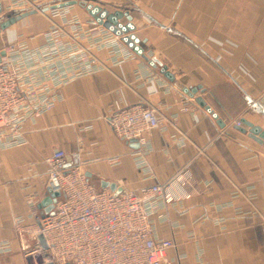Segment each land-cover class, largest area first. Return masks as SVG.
Instances as JSON below:
<instances>
[{"label":"crops","instance_id":"1","mask_svg":"<svg viewBox=\"0 0 264 264\" xmlns=\"http://www.w3.org/2000/svg\"><path fill=\"white\" fill-rule=\"evenodd\" d=\"M78 1L71 11L82 20L91 18L84 3L129 12L145 54L167 65L174 80L133 52L121 64L70 81L26 144L0 150V239L11 245L0 264L36 262L24 257L14 219L31 213L29 195L36 194L37 207L46 198V158L55 149L81 165L98 189L114 185L140 193L182 174L151 215L157 236L175 244L163 264H264V146L245 124L237 125L246 120L264 130V0ZM36 14L11 25L12 32L2 31L0 48L21 40L43 44L60 16L50 12L48 27ZM97 55L107 61L106 51ZM198 87L193 96L185 92ZM134 104L153 106L165 128L146 134L153 177L134 162L139 142L136 148L119 138L108 123L115 110ZM253 192L257 213L220 209L230 202L251 209L247 195ZM38 210L48 214L45 207Z\"/></svg>","mask_w":264,"mask_h":264},{"label":"built area","instance_id":"2","mask_svg":"<svg viewBox=\"0 0 264 264\" xmlns=\"http://www.w3.org/2000/svg\"><path fill=\"white\" fill-rule=\"evenodd\" d=\"M36 6V0H0V19ZM51 12H59L60 21L52 23L43 44L31 47L21 40L0 48V150L26 144L27 134L37 119L63 100V88L70 81L106 70L133 56L118 36L92 17L82 20L71 11V6ZM100 51L107 52L106 62L97 55ZM183 109L187 111L188 107ZM108 123L119 138L139 142L134 162L153 177L147 159L152 147L146 134L165 129L157 110L150 105L134 104L115 110ZM237 125L241 126V121ZM69 163L63 149H55L46 158L49 189L61 193L52 213L41 215L36 194H31L27 199L29 216L14 219L24 257L36 261L35 264H163L166 253L175 244L157 236L151 215L165 203L167 191L177 186L182 174L140 193L117 192L98 189L81 165ZM237 196L239 191L235 190L233 197ZM256 198L254 192L247 195L252 204L248 210L232 202L220 209L230 207L237 214L257 213ZM10 251V243L0 239V255Z\"/></svg>","mask_w":264,"mask_h":264},{"label":"water","instance_id":"3","mask_svg":"<svg viewBox=\"0 0 264 264\" xmlns=\"http://www.w3.org/2000/svg\"><path fill=\"white\" fill-rule=\"evenodd\" d=\"M80 2L78 0H63V1H56L54 3H49L41 7L36 8H30L28 10H25L21 13H15L7 18L0 19V33L7 28H9L11 25L17 23L18 21L38 13L39 11L42 13H46L49 11H54L57 9H61L64 7L74 6L79 4ZM85 9L87 13L100 25L104 26L108 30H110L113 34L118 36L122 43H124L129 49H131L134 53L142 56L145 60L149 62V64L153 67H160V73L164 75L169 80H174V76L171 74V72L168 70V66L164 65L160 60L157 58H149L145 54L144 48L140 45V38L135 34L137 27L135 24L132 23V16L129 14V12L123 11V10H115L114 12H111L109 9L102 7L101 5L94 4V3H84ZM126 17L128 18L127 23H122L121 20ZM144 41V40H143ZM198 88L195 89H185V92L188 93L190 96H193L197 92ZM197 102L205 106V102L201 99H198ZM242 124H245L249 128L250 137L255 139L257 142L262 144L264 146V130L257 125H254L253 123L243 120L241 121ZM243 132H246V129H242ZM133 143H135L136 148L139 147L138 141L132 140ZM70 165V163L68 164ZM110 184H105L104 186L107 187ZM112 190H115L116 187L114 185H111L110 187ZM117 192H120L121 190H117ZM61 196V193H54L50 189L48 191V194L46 198L38 204V208L45 207L48 214H51L54 209V203L55 200ZM40 240L45 246V242L42 236H40ZM69 264V263H67Z\"/></svg>","mask_w":264,"mask_h":264},{"label":"rangeland","instance_id":"4","mask_svg":"<svg viewBox=\"0 0 264 264\" xmlns=\"http://www.w3.org/2000/svg\"><path fill=\"white\" fill-rule=\"evenodd\" d=\"M55 1L54 0H52V1H50V2H45V3H43V4H39L38 6H36V7H41V6H44V5H46V4H49V3H54ZM36 7H34V8H36ZM50 12L51 11H49V12H46V13H42V12H38L37 14H36V16H38L37 18H40L42 21H43V23H42V25H44V26H48L49 27V25H50V23H49V21L47 20V18H50L48 15H50ZM51 19V18H50ZM12 29V27H10L9 29L7 28L6 29V31H5V33L6 32H12L13 30H11ZM1 44H2V37H1V34H0V46H1Z\"/></svg>","mask_w":264,"mask_h":264}]
</instances>
